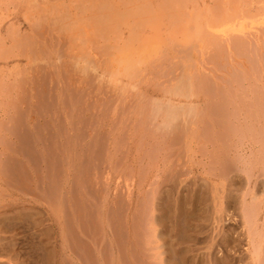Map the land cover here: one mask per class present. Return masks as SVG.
<instances>
[{
	"label": "rangeland",
	"instance_id": "1",
	"mask_svg": "<svg viewBox=\"0 0 264 264\" xmlns=\"http://www.w3.org/2000/svg\"><path fill=\"white\" fill-rule=\"evenodd\" d=\"M88 1L0 0V264H264V0Z\"/></svg>",
	"mask_w": 264,
	"mask_h": 264
},
{
	"label": "bare ground",
	"instance_id": "2",
	"mask_svg": "<svg viewBox=\"0 0 264 264\" xmlns=\"http://www.w3.org/2000/svg\"><path fill=\"white\" fill-rule=\"evenodd\" d=\"M59 1H60V0H59ZM64 1H65V0H64ZM87 1H88V0H87ZM89 1H90V0H89ZM89 1H88V2H89ZM130 1H131V0H130ZM130 1H129V2H130ZM149 1H150V0H149ZM74 2H75V1H74ZM74 2H73V3H74ZM109 3H110V2H109ZM130 3H132V2H130ZM165 3H166V2H165ZM47 4H48V3H47ZM83 4H84V3H83ZM94 4H95V3H94ZM103 4H104V3H103ZM118 4H119V3H118ZM106 5H107V3H106ZM169 5H170V4H169ZM169 5H168V8H169ZM53 6H54V5H53ZM138 6H139V5H138ZM78 7H80V5H79ZM86 7H87V6H86ZM86 7H85V8H86ZM97 7H98V6H97ZM139 7H141V6H139ZM142 7H143V6H142ZM186 7H187V6H186ZM90 8H91V7H90ZM101 8H102V7H101ZM164 8H165V7H164ZM54 9H55V8H54ZM67 9H68V8H67ZM138 9H140V8H138ZM146 9H148V8H146ZM146 9H145V11H147ZM149 9H150V8H149ZM158 9H159V8H158ZM102 10H103V9H102ZM106 10H107V9H106ZM131 10H132V9H131ZM133 10H134V9H133ZM93 11H94V10H93ZM110 11H111V10H110ZM121 11L123 12V10H121ZM140 11H141V10H140ZM149 11H150V10H149ZM162 11H164V10H162ZM171 11H172V10H171ZM181 11H182V10H181ZM99 12H100V11H99ZM105 12H106V11H105ZM122 12H120V13H122ZM124 12H125V11H124ZM124 12H123V13H124ZM102 13H103V11H102ZM109 13H110V12H109ZM109 13H108V14H109ZM118 13H119V12H118ZM137 13H138V11H137ZM140 13H141V12H139V14H140ZM143 13H144V11H143ZM143 13H142V14H143ZM153 13H154V12H153ZM160 13H161V12H160ZM83 14H84V13H83ZM105 14H106V13H105ZM167 14H168V13H167ZM43 15H44V14H43ZM84 15H85V14H84ZM123 15H124V14H123ZM147 15H148V14H147ZM153 15H154V14H153ZM165 15H166V14H165ZM44 16H45V15H44ZM104 16H105V15H104ZM108 16H109V15H108ZM125 16H126V15H124V17H125ZM171 16H172V15H171ZM65 17H66V16H65ZM68 17H69V16H68ZM110 17H111V15H110ZM114 17H115V16H114ZM127 17H128V16H126L125 18L127 19ZM79 18H81V17H79ZM90 18H91V17H90ZM105 18H106V17H105ZM125 18H122V19L120 18V19L122 20L123 23H124V19H125ZM128 18H129V17H128ZM167 18H168V17H167ZM104 20H106V19H104ZM107 20H108V18H107ZM82 21H83V19H82ZM95 21H96V20H95ZM125 21H126V20H125ZM100 22H101V21H100ZM114 23H115V22H114ZM125 23H126V22H125ZM109 24H110V23H109ZM112 25H113V24H112ZM129 25H130V24H129ZM107 26H108V24H107ZM101 27H102V26H101ZM111 27H112V26H111ZM98 28H99V27H98ZM134 32H135V31H134ZM153 32H154V31H153ZM132 35H133V34H132ZM128 37H129V36H128ZM125 44H126V43H125ZM130 44H132V43H130ZM127 45H129V42H128ZM132 45H133V44H132ZM120 47H121V46H120ZM129 47H131V45H130ZM132 48H133V47H132ZM125 50H126V49H125ZM135 50H136V48H135ZM123 52H124V51H123ZM126 54H127V53H126ZM130 55H131V54H130ZM259 248H260V247H259ZM255 250H256V249H255ZM260 252H261V251H260ZM256 259H257V258H256Z\"/></svg>",
	"mask_w": 264,
	"mask_h": 264
}]
</instances>
